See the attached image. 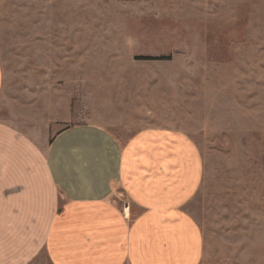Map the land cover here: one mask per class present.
Here are the masks:
<instances>
[{
  "label": "rangeland",
  "instance_id": "rangeland-1",
  "mask_svg": "<svg viewBox=\"0 0 264 264\" xmlns=\"http://www.w3.org/2000/svg\"><path fill=\"white\" fill-rule=\"evenodd\" d=\"M0 61V120L41 141L190 135L202 264H264V0H0Z\"/></svg>",
  "mask_w": 264,
  "mask_h": 264
},
{
  "label": "crops",
  "instance_id": "crops-1",
  "mask_svg": "<svg viewBox=\"0 0 264 264\" xmlns=\"http://www.w3.org/2000/svg\"><path fill=\"white\" fill-rule=\"evenodd\" d=\"M4 88L0 61V100ZM204 174L180 130L120 140L80 123L47 143L0 120V264H202L187 207Z\"/></svg>",
  "mask_w": 264,
  "mask_h": 264
}]
</instances>
